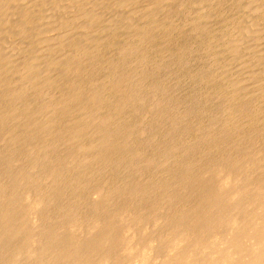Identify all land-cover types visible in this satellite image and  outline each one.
<instances>
[{"label":"rangeland","instance_id":"374dc122","mask_svg":"<svg viewBox=\"0 0 264 264\" xmlns=\"http://www.w3.org/2000/svg\"><path fill=\"white\" fill-rule=\"evenodd\" d=\"M70 1L69 0H24V2H19V6L23 3L26 4L25 8L28 10V14L30 16V24H28V25L24 24V28H23L24 34H18V32L15 33L16 30H14V29H16V28L14 27V24H15V21H17V16L15 15V13H13L12 11H8L0 17V65H3L5 67V68H3L5 71L4 73H6L4 75L6 77H8V81H10V79H12L8 84V88H12L11 90H13V88H14L13 91H15L16 87L18 86L19 88L17 87V89H23L26 92V94L25 93L23 94L24 96L22 95V97H20L21 99L19 98L18 100H16L18 102L14 101V99H12L8 95V97H10L8 99L11 100V101L9 100L10 105H8V106L6 105V103L9 104V102H6L8 99L5 100L7 98V96L4 97L5 101L3 100V98L2 99L0 98L1 99L0 112L2 110L1 114H4L5 110L7 112H9V109L11 107H13V106L15 107L17 105L16 108L19 107V109L17 108L19 110V115L16 117V119H18V118L20 119V120L18 119L19 120L18 121L14 117H12V120H10L11 118H9L7 120L10 123V125L7 121L3 122L4 124L3 123L0 124V128L3 125H5V123L8 124V125H5L6 126L5 128H7V129H5L4 127H2L0 129V137H2L1 140L3 139L2 141L3 142L5 141L3 143L0 140V147H1L0 151L2 152V153L0 152L1 153L0 161H2V162H0V164L3 163L2 165L4 167L3 168L2 165L0 166V170L2 171V172H0V179H2L3 177H4V180L6 179V181H4L3 179L0 180V184H2L4 187H6L7 190L11 189V187L13 186L15 176L18 174L17 172H19V170H18L19 168L20 169L28 168V170L30 169L29 172L33 175L34 167H31L32 168L31 169L30 167L25 166V165H29L28 161L30 160L32 155L30 154V156L29 155L27 156L26 153L29 154L28 149L30 150V148H32L33 145L36 144L34 142H36L38 140V138H34L37 135L36 133H38L40 131L39 130L37 132L38 127H39V129H43L45 121H42L41 118H43V116L45 115L46 117L43 119L47 120V119H49V117H47V116L49 114H51L50 113L51 108L50 107L47 108L48 104H46V102L48 101L47 103H49L51 101L53 103L55 102L54 104H58V103L61 104V102H60L61 98H59V97H61L62 93H65V91H66V93L69 94L70 85L67 86V84L70 83V82H68L70 80V78L72 81H75V80H77L76 78L79 76L78 81H79L80 85L82 84V86H80L81 87L80 89H82V92L84 91V93L85 92L90 93V91L92 92L93 90H95L94 88L97 85H101L105 81H106L105 83H107V82L109 83V81L111 82L110 79H112L113 77L110 76L109 73L112 72L111 74H113V70H114V73H116V74L118 73V75H117L118 77L122 74V72L124 73L122 75H125L124 80H126L125 81L126 87L129 86V85H127V83L130 82L129 84H130L131 88L133 87V89H135L134 92L139 93L137 95L138 96L140 95V97H142L143 100L145 99V102H143L145 106L143 107L144 111H140L143 109L142 108L143 105H141V103L138 102L139 104L137 105V102L131 103L128 100L129 105H127V106H129V107L125 108L126 111H124V110L121 111L122 117L124 116L123 118H121L120 112L116 113V111L113 110L115 103H117V102L119 103L122 101L121 99L118 98L120 94L119 95L117 94L118 97L116 98L117 95L115 93H113L114 96L116 95L114 97L111 94L114 99L112 97L109 98L111 96L110 92L112 90L106 88L107 86H105V85H107L108 83L107 84L103 83L104 86H102V85L97 86L96 91H98L99 93L102 92L100 95V96H102L101 97L102 98V106L101 107L103 109V110H101V112L103 111L102 115H103V113L107 112V110H108L107 106L110 104L108 107L111 108L110 110L112 111V113H114L112 118H115V117L117 118V116H118V119H116V118L115 119L118 120V122H120V125L117 122L112 123L110 127L108 125L106 127V130H108L109 128H110L109 130H114L112 128L115 126V124H118V126L123 130L122 132L126 131L127 129H129V131H132V128H133L134 131L131 132L130 133L131 135L128 136V139L131 137V140H128V144H129L130 148L134 149L137 146V149L139 150V152L142 150L140 152V154L144 153L143 155L141 154L142 158L145 157L146 159L152 158L150 156L147 157L148 154H150L151 156H152V154L154 156H155V154H157L155 159H157L158 156L162 155V157H160L161 159L158 157V160L160 159L159 161H161L160 163L158 162V160L156 162V160L154 159L155 161H154L153 168L152 167H146V171H147L146 173L148 175V176L146 175L147 177L145 176V173H144L145 171L143 170L145 168L142 166L143 165L142 162L146 159H144V158L142 159L139 156L140 161L139 162L137 161L138 165L140 163L142 165L139 167H143V168H141V170L143 172L142 171L141 172L139 171V172L141 174H144L145 177L142 176L139 172L138 173L136 172L135 176L138 179V177L141 175L140 177H141V179H143L142 182H145L147 184L150 182L151 183V184L149 183L150 185H154V184H156V182L160 181V184L164 182L165 184L172 185L173 180L176 178V173H178L180 171V168L183 169V167L186 164V161L189 160V158H191V160H192V158L195 159L194 156H196L197 158L195 159V161H196V165L198 164L197 165V167H198L200 164L197 163V161L202 162L201 164L207 165L208 163H210V161L212 163V160L216 162L219 157H220L219 158V161H220L222 155H225L226 153L234 155V153H236L235 149L237 147L241 146L240 144H242V146L243 145L250 146L252 144V146L255 148L257 146H258L257 148H260L262 146V144L264 146V142H263L264 140H262V139H264L263 138L264 137V129H263L264 126H262V125H264V122H263L264 121L263 120L264 114H261L264 112L262 111L263 109L259 110L260 106H262V108H264V106H263V103H264V94H263L264 93V0H165V1L164 0L163 1H158V0H136V1L130 0L129 1V0H127V2H129V3H126L125 0H78L79 1L78 5L75 8L68 7V2H70ZM134 1L136 3H134ZM131 3L132 4L134 3L135 5L134 4L133 5L135 7ZM130 4L133 7L129 6ZM90 14H94L97 16L96 22L90 20ZM146 25L149 27V30H147L148 27ZM143 27L144 28L146 27V28L144 29ZM141 28L145 30V32H143V33H145V36H143L142 42L141 41L136 42L135 40L137 38H135V34L137 33L138 30L142 31ZM70 31H71V33H70L69 37L67 39H65L64 42H62V44L59 47L58 46L53 47L54 43H52V41H51V38L53 36L58 35V34L60 35L61 33L70 32ZM146 31L147 32L149 31V32L146 33ZM72 42L74 44L79 45V46H84V47L88 48V49H85V48L84 49L88 51L87 54H90V55L86 54V55L81 56V57L79 56L80 60L78 61L79 62L78 64L81 65L82 73H81V75H78V76L76 73L63 72L60 69V65H59L61 63V61L63 60V53H65V51H67V50H68V52H72V50H70L72 48L70 43H72ZM126 46H128V50L125 49ZM66 48H67V50H66ZM9 50H11L14 54L17 53V57L14 59L9 58L7 56V51H9ZM138 55H140V56H138ZM68 56H71V55H68ZM90 56L93 59H89ZM140 57H143L142 60L140 59ZM94 58H96V59H94ZM98 59L101 61L98 62ZM95 60H96V62H95ZM102 60H103V62H102ZM116 65H117V70H116ZM113 66H115V68ZM7 73H8V75H7ZM116 74H115V77H117ZM45 76L50 77L49 81L43 80V78ZM74 78H75V80H74ZM54 80L57 82L56 84H55ZM80 80L83 82L81 83ZM48 82L55 84V87L52 86L53 84L52 85L48 84ZM98 87H99V90L97 89ZM100 87H102V90H105V91L107 89L106 94L110 95V96L108 97L106 95V97H105L104 96L105 91H102ZM136 88H138L139 91H138V89L136 91ZM234 89L237 91H235ZM8 90H9V93H11L10 92L11 90L10 89H8ZM108 91H109V93H108ZM122 96L124 97L125 95H122ZM23 97H24V99H23ZM103 97L105 99H103ZM120 98H122L121 95H120ZM238 99H240L241 101ZM242 99L245 101L244 104H243L244 101H242ZM24 100L27 102L25 103ZM28 100L32 102V105H31V102H29ZM112 100L114 103L112 102ZM36 101H40V102L42 101L41 102L42 104H46V105L42 106V108L44 107L45 110L40 109L39 112H35L37 109L36 106L39 103V102L36 103ZM43 101H46V102L43 103ZM260 101L262 102V104ZM2 102H4V103H2ZM13 102H14V104L12 105L11 103H13ZM34 103H35V105H33ZM233 103H234V106H232ZM236 103H237L238 108H236V106H235ZM238 103H240L242 105V107ZM259 103H260V106H259ZM4 104L6 106L5 108H4ZM19 104H20V106H19ZM26 104H29L28 107L29 108L31 107L33 110L31 108L30 109L33 112L29 109L28 111H26L27 113L29 112V114H27L25 112V110H22L21 106H23V108H24L25 107L24 105H26ZM111 104H113V106ZM230 104H232V105H230ZM2 105H3V107H2ZM58 105H57V108H58ZM70 105H72L74 107L73 104H70ZM132 105H133V108H131ZM243 105H245V106L248 105V106H246V109H244L245 106L243 107ZM72 106H70L71 112H69L68 115H65L64 118L63 117L60 118V121L59 120L56 121L57 123L54 125L55 130L58 131L57 128H59V131L62 132L63 127L61 125L63 124V126H64L65 124H68L67 123V121H68L67 117H69V119L71 117L74 118L75 116L78 117L77 116L78 111H77V109H75L76 106L74 107V110L72 109ZM229 106H231L232 108L235 107V109H232L231 107L229 108ZM33 107L36 109H34ZM135 107L137 109H139L138 107H141V109L137 112L136 111L137 109ZM230 109L234 110L233 112H235L236 114L235 113L233 114V112L230 111ZM256 109H258V111ZM20 110H22V111H20ZM48 110H49V112H48ZM75 110H76V112H75ZM238 110L240 112L244 111V112H242L243 114L240 113ZM43 111H44V115L42 113ZM129 111H132V112H129ZM236 111H238V112H236ZM140 112H141V115L143 116V118H141V116L139 115ZM230 112L232 113V115H235L238 119H234V118H236L235 116H234V118H232L233 116L231 117L229 115ZM22 113H24L23 114L24 116L22 115L23 117L20 115ZM133 113H136V115ZM137 113H139V114L137 115ZM247 113L251 118L253 115H254L253 116L254 118L257 115L256 118L259 120L257 121V119L253 118L254 119V121H253L251 118H249V116H247ZM259 113L261 116L258 115ZM33 114H35L37 117H38V115H40L39 118L40 117L41 118L39 121V119L36 117L38 119L36 121V123L37 122L38 123L37 124L34 123L35 126L33 125L34 127L33 126L31 127V125L29 126L28 122H26L25 119H27V121H28L30 116H32ZM144 114H145V116H144ZM157 114L158 115L160 114V115L158 116ZM239 114L246 116V117L244 118L242 116L243 117V119H242V117L239 116ZM96 115L97 114H95V117H96ZM128 116L130 118L132 117V119H130ZM157 116H158V118H157ZM95 117L93 116V118H95ZM159 117H161V118H159ZM259 117H261V119ZM21 118H23V121H21ZM73 118H71L72 120L71 119L69 120L70 122L68 121L69 125H71V127H72L73 123L77 120V119L73 120ZM63 120L66 121V123ZM96 120H97V117H96ZM234 120H237L238 122L236 121V123H235ZM249 120L253 124V126L250 122H248V124H247V121H249ZM260 120L263 123H260L261 122ZM229 121H231V122H229ZM18 122H19V124L21 122V124H20V127H21L20 130L22 129L21 131H18L19 127L16 128V126H15V125L19 126V124H17ZM24 122H26V123H24ZM123 122L125 123V125ZM60 123H62V124L60 125ZM126 123H128V124L131 123L132 124V125H130L131 127L128 126V124H126ZM157 123H159V124H157ZM227 123H229V126ZM234 123L239 124V125L236 126ZM11 124L13 126H11ZM24 124L25 125L28 124V125L25 126ZM38 124L40 126L37 127ZM135 124H136L137 130H135L136 128H134ZM69 125H68L67 129L64 128L63 132L64 131L69 132L68 131V128H70ZM121 125H122V127H121ZM41 126H42V128H40ZM140 126H141V128L138 129V127H140ZM238 126H240V128ZM250 126L252 129L250 128ZM9 127L12 129V131L9 129ZM28 127L33 128V129H31L32 131L29 130L30 128L28 129L29 134H31L32 132L35 131L34 134L33 133L31 134L32 137H31V135H29L31 137V138L27 139L29 143L25 141L26 138H22V139L20 138L21 139L20 141H22V142H20V141L18 142L17 140H13L14 136H16L17 134L19 135V134L24 133L22 131H24V130L26 131ZM232 127H235V128H232ZM236 127H238V128H236ZM13 128H15V129H13ZM23 128H24V130H23ZM231 129L234 131H231ZM1 130H2V132H1ZM55 130L53 131L54 132L53 134L55 135L57 133V135H58L59 132H56ZM143 130H144V132H146L145 135L143 134ZM177 130H178V132H177ZM196 130L198 131L197 133L195 132ZM201 130H203V131H201ZM6 131H9L11 133L7 136H4ZM15 131L16 132L18 131V133H16ZM136 131H141L142 134H140V132H137L138 136H136V135L134 136L133 134H136L135 133ZM193 131H194V133H193ZM206 131L208 133L210 132V134L213 137H215V139L220 138L222 143H220L218 145L213 144L214 138L210 137V134L208 136V133ZM261 131H263V133ZM28 132H26V133L28 134ZM43 132H45V131L43 130ZM201 132H202V134L204 132L203 136L199 135V134H201ZM258 132H260L259 136H258ZM12 133L14 134V136ZM51 133H47V134L44 133V135L42 136L43 138L41 137L39 139L42 140V139H47V138L53 137L56 140L50 139V142L55 141V143H56L55 145L51 144L52 146L51 145L48 146L49 148L46 150L47 151L46 152L45 149H43L44 146L41 149L40 145L38 146L36 144L35 148L38 147L39 149L38 148L35 149L33 147V151H32L34 153V149H35L36 151H38V152L35 151L36 154L41 152L38 154L39 157L46 158V157H48V155H44V153L50 154L52 152V150H53V152H55V148L58 145L59 146L61 145V147L58 146L56 148V150H57L56 152H58V154L52 152V154H50V156H49V158H51V157L52 158L51 159L47 158L50 160V163L52 165L51 164H50V166L48 165L47 166L48 168L36 167V170H35L36 172L34 171L35 175H36V173L38 175L40 174L39 177L42 179L43 183L45 180L49 181L48 178L45 179L46 175L48 176V173H47L48 169L50 170V167L52 168L53 164H55V161L58 160V158H60V159L64 158V162L66 163L65 165L67 166L66 168H69V170H67V169L62 170L63 177H65L64 179L68 178V179H66V181L68 180L67 185L69 184L68 186L65 185L66 181L64 180L63 185H65L64 187L68 188V189L71 186L70 191L72 190V192L74 191L73 186H72L74 183H72V181H71L72 180L71 176H73L74 178L78 177L77 179H79V176L82 173H83L84 177H85V175L86 176L88 175L87 177L89 178V180H88V178L85 177V179H83V181H85L87 178V181L90 182L93 179H95L96 174L99 172L97 174L96 179L90 183L95 182V184H96V182H97V184L99 186L101 185L103 187V189L106 188L104 186H107V182L109 183V186L111 187V186H113V184H112L113 182H116L115 185H117V184L119 185V183H120V185H123V183L125 184L126 181H127L126 183L137 181L135 176L128 175L126 173L127 171H130L128 168L130 165L125 166V165H128L127 163H123V167H124L123 169H122V167H121V169H120V167H118L117 169H120L118 171H117V169H115V168L113 169L112 167H111V169H108L109 167H106V166L104 167V169H103L104 171H103L102 170L103 166H101L103 164L99 163V161L97 163L95 162L94 165H93V161H90L91 165H93V166L89 165L90 168L88 166L85 167V164L88 165V163L90 164V162L85 161L88 163L84 162V164H83V161L81 162L80 159H79L80 161L79 160L77 161V159H75V158H78L80 155L82 157L84 156L83 155L84 151H80V150H78V148L76 149L75 144H77V143L74 142V144H72L73 142L68 141L66 136L64 137L65 140H63L62 138L65 135L64 133H63L64 135L61 138H60V136L62 135L61 133L59 136L55 135L57 137L53 136ZM226 133H228L229 135ZM1 134H3V135L1 136ZM214 134H215V136H214ZM220 134H222L224 136V138L232 135V137H228L226 139H231V138H234V139L232 141L228 140L227 142H225L226 140L222 141V138L219 137ZM225 134L228 136H226ZM236 134H238V135L236 136ZM242 134H244V136ZM10 135H11V138H10ZM51 135H52V137H51ZM119 135L121 136V133ZM119 135L117 136L116 140L118 139V137H119V139L120 138L122 139L123 135L121 137ZM141 135H143V136H141ZM205 135L208 138L210 137L211 139L210 138H209L210 140H207L208 138L205 139L206 138ZM216 135H217V137H216ZM260 135L263 137H261ZM87 137L88 138H86V136H85L86 139H84V141L87 144L89 142H94V141H88V139L91 140L89 138L91 136H87ZM136 137L141 138V140L143 137V140H142L143 143H141V144L144 146L145 145H147V146H145V147L142 146V148H141V146L138 145L137 142L140 143L142 141H140L139 139L136 140L137 139ZM203 137H205V138H203ZM247 137H248V139H247ZM250 137H251V139L254 138V141H253V139L251 140ZM6 138L8 140H10V139L13 140V141L12 140H10V141H12L11 144L13 147L15 145V147H14L15 149L13 147L8 146V145L11 146V144H9L10 141H8ZM133 138H136V139H133ZM147 138H149V139H147ZM181 138H182V140H181ZM202 138L204 139V141ZM23 139H25V140L23 141ZM30 139L32 140V142L29 141ZM59 139L60 140L62 139L61 142L62 141H64V142L61 143L59 141ZM178 139L182 142H180ZM236 139H238V142L240 139V142H243V143L245 142V143L244 144L243 143L238 144ZM196 140H197V142H196ZM198 140H199V142L203 141L202 144L199 145ZM242 140H245V141H242ZM249 140L252 142L251 144H250ZM14 141L16 144L14 143ZM57 141H59L61 144H58L59 142L57 143ZM80 141L82 142L83 139ZM169 141L172 142L173 154H172V152H165V155H164L162 153L166 149V147L164 149V146L167 144L166 145L167 148H171V144H169L170 143ZM177 141H179V142H177ZM6 142H8V145ZM48 142H49V139H48ZM130 142L134 145V147ZM146 142H149V143L147 144ZM173 142L175 143L174 145L179 144V145L175 146L177 149L180 147V149H178L177 152H176V148L174 151ZM248 142H249V145L247 144ZM13 143H14V145H13ZM19 143L21 145H23L22 146L23 148L20 146ZM23 143L24 144L28 143V145L24 146ZM67 143L68 144L70 143V145H69L70 149L73 146V148L71 150L69 149V147H68L69 150L65 149L68 146ZM204 143H205V146H204ZM211 143H212V145L217 146V147L220 145L218 147V150H217V147L216 148L213 147L211 145ZM255 143H256V145H255ZM1 144L5 148H8L9 150L11 148V150L9 151L8 149H4ZM29 144H31L32 146L31 145L29 146ZM150 144H152L154 146V148H157L156 146H158V149L155 150L154 148H151L152 145H150ZM195 144L197 145V147ZM206 144H208V146ZM188 145L190 147H196V149L201 146L200 149H202V150L206 149L207 147L210 149V147H211L210 150L208 148H207L208 150H203V153L210 158H207L206 160L202 161V159L204 157L206 158V156L204 154H202V150H200L199 148L197 150L195 149L192 151V153L194 152L193 154L196 153V155H194V156L191 153V151H190V153L192 155L190 153H188L187 151L185 154L184 150H186V149H182V148H186L185 146L188 147ZM138 146H140V147H138ZM26 147H27V152L23 151V150H26ZM161 147H162V149H161ZM212 147L214 149L213 152H211ZM12 148H13V152H12ZM59 148H61L63 150V152H61L62 150H60ZM63 148L65 149V151L66 150L69 151V153H68V151H66V153L68 155L65 154ZM3 149H4V151L8 150V153H10V154L6 153V151L4 152ZM40 149L43 150V152ZM149 149L153 150V151L155 150L156 153L154 154ZM159 149H160V151H159ZM180 150L181 151L183 150V151L181 152ZM48 151L50 153H48ZM77 151L78 152L80 151V152L77 153ZM85 151H86L85 153L87 155L88 151L87 150H85ZM143 151H145V152H143ZM170 151H171V149H170ZM196 151H199V152L201 151V154H199V152H196ZM217 151H222V153L219 154V152H217ZM20 152H21V154H20ZM24 152H25V154L23 156L22 153H24ZM70 152H72L71 153L72 155H74L75 153L78 154L77 155L78 157H74V156H76V154L73 156V159H74L73 164H72L73 159L69 160V158H68V161L70 163L66 160L67 156L68 157L70 156ZM81 152H83V153L81 154ZM118 152L119 151H117V152L115 151L114 152L115 154L113 153L111 155L112 158H116L117 156L120 157L121 153H122L121 156H123L124 152H121V151H120V153H118ZM160 152L162 154H160ZM174 152H175V155H174ZM180 152H181V154H180ZM206 152H210V153H206ZM11 153H12V155H11ZM14 153H16L15 156H13ZM59 153H60V155L61 154L64 155L66 158L62 155H61L62 157H60ZM145 153H147V154H145ZM166 153H168V154H166ZM176 153L179 156L181 155V157H180L181 160H180V158L178 160V155ZM182 153H184V154H182ZM212 153H214L213 156L208 155V154H212ZM41 154L43 156H41ZM169 154H172L173 156L169 155ZM187 154H189L191 156H189ZM5 155L7 156V158ZM17 155L19 157H21V156L26 157L27 156L26 159L24 158V160H26L27 163H23L24 160L22 157H21L22 159L20 158V160H19V157ZM53 155H54V157H53ZM55 155H56V157H58V156L59 157L56 158ZM72 155L70 156V158H72ZM88 155H89V152H88ZM113 155H115V157ZM124 155H126V153ZM144 155H146V156H144ZM163 155H164V157H163ZM184 155L185 156L187 155V157H184ZM199 155H200V157H199ZM202 155L204 157H202ZM219 155H221V156H219ZM8 156H10V158L12 157L13 159H10ZM154 156H153V158H154ZM14 157H16L15 160H14ZM32 157H34V156H32ZM211 157H212V159H211ZM215 157H217V158H215ZM3 158L4 159L9 158L10 161L13 162L12 163L13 165L10 164L11 169H9L10 168L9 166L4 165L6 161H3ZM163 158H165V160L166 159L167 160L165 161ZM176 158H177V161H179V162L181 161L179 163L180 165L177 163ZM183 158L186 159L185 162H184ZM27 159H28V161H27ZM162 159H163L164 164L162 162ZM197 159H199V160H197ZM200 159H201V161H200ZM215 159H217V160H215ZM16 160H17V162H16ZM21 160H23V161L18 162ZM75 161L77 163L81 162L80 165L77 164ZM167 161H168V163H167ZM18 163L21 165H19ZM68 163L72 166L75 165V168L72 169V166H70ZM74 163H76L77 165ZM156 163H158L157 164L158 167H160L161 166L160 164L162 163V165H163V167L161 166L162 169L160 168V170H159L157 167V169H158V171H157L154 168ZM165 163L168 165H166ZM23 164H24V166H23ZM97 164L99 165V167H101L100 169L102 171L99 168H98V171H96V172H94L93 169L91 170L92 167L94 169L96 167H98ZM182 164H184L183 167H182ZM17 165H18V167H17ZM81 165H83L86 170ZM169 165H173L172 168ZM205 165H203V166H205ZM76 166H80L81 168H83V169H81L83 172L80 171L79 168H77ZM174 166H176V167H174ZM179 166H180V168H179ZM7 167H9V168H7ZM125 167H127V168H125ZM166 167H168L169 169L171 168L170 169L171 171H169V169H166ZM177 167L179 168V170H176ZM5 168L9 171H7ZM70 168H71V170H70ZM149 168L152 170H150ZM4 169L6 170L5 173H4V171H5ZM15 169L17 171H15ZM40 169H41V171L43 169L44 170L41 172V171H39ZM88 169H90V170L88 171ZM112 169L114 170V172H112L113 171ZM124 169L127 171H125ZM172 169L173 170L175 169L174 170L175 172ZM75 170H77V172L78 173L80 172L81 174L79 175ZM115 170H116V172H115ZM64 171L66 172V174ZM67 171H69L68 172L69 174H67ZM86 171H88L89 173L87 174ZM109 171H111V172H109ZM176 171H178V172H176ZM10 172H13L14 174L15 173L16 174L14 175V174H11ZM43 172H44V174H46V173L47 174L44 175ZM151 172H152V174H151ZM155 172H156V176H155ZM73 173H76V174H73ZM91 173H93V175H94V177H92V178H91V176H93V175H91ZM105 173H106V175H105ZM133 173H135V172H133ZM148 173L151 174V176H149ZM1 174H3V177ZM42 174H43V176H42ZM103 174L105 176H103ZM107 174H108V176H107ZM117 174L118 175L120 174L119 177H122V178H120L122 180L117 179V178H119V177H116ZM121 174H122V176H121ZM9 175H12V176H9ZM7 176L9 177V180H8ZM83 176H82V178H83ZM98 176H100V177L98 178ZM128 176H129V179L127 178ZM130 176L132 177L131 179H130ZM114 177H116V179H114ZM123 177H124V179H125V177L127 179V180L125 179L126 180L125 182H124ZM82 178H80V180H82ZM112 178L114 181L112 180ZM97 179L102 180V182L100 181L101 184L99 183V180H97ZM104 179H106L107 182ZM110 179L112 181H109ZM141 179H138V180L141 181ZM144 179H146L147 181H145ZM129 180H131V181H129ZM171 180H172V184H171ZM2 181H4V182H2ZM10 182H11L12 186L9 188ZM117 182H119V183H117ZM52 183L54 184V182L49 181V182H46L45 184H43V186L48 185V187H45V188H49V186H51V187L53 186ZM70 183H72V184H70ZM157 184H159V183H157ZM6 185H9V186H6ZM109 186H107V187L109 188ZM170 187L172 188V186H170ZM6 188H5V190H6ZM91 188L93 189V191ZM91 188L89 187V189H91L90 192H89L88 188L81 190V192H80V190H77V192L75 191L76 193L75 192L74 193L77 195V199H76V195H73V196H75V197H73L72 196L73 193H71L69 190L67 191V189H65V192L67 191V195L65 193L66 196L65 195L62 196V198H64V196H65V199H63V200H62V198L59 199L58 203L60 206L64 205L63 207L70 204L69 207H71V205H72L73 209H76L75 210V211H77L76 215H78V213H80V215H78V216L89 217V214L92 215L93 212L95 213V211H93L94 209L91 210L93 208V206L91 205L93 203L92 200L95 201L93 196H92L93 199H91V195L96 196V194L94 193V187H91ZM108 188H106V189H108ZM84 190H85V193H87V194H84ZM68 192H70V193H68ZM167 192H169V191H167ZM80 193H81V195H80L81 197L79 198ZM88 193H90V194L92 193V194L90 195ZM84 195H86L87 197H84ZM89 195H90V197H88ZM67 196H69V198L72 197L71 199H74V201H73L74 203H76L77 200H79V199H80V202H77L78 205L76 203L77 206H74L75 204L72 202V200H69V198ZM81 198H83V199L81 200ZM84 198L87 200L89 199L91 201L88 200L89 202H87V200L85 201ZM112 201L114 202V204L116 202H118L117 199H115V201L114 200H112ZM112 201L110 200V202H112ZM90 202H92V203H90ZM119 202H120V199H119ZM122 202H124V200ZM62 203H65V204H62ZM79 203H81V204H79ZM88 203H90V204H88ZM88 205L89 206L91 205V206L88 207ZM77 207H79V209H77ZM87 207H88V209L89 208L90 209L88 210ZM91 211H93V212H91ZM55 212H56V210L53 211V213H55ZM81 213H83V214H81ZM87 214H88V216H87Z\"/></svg>","mask_w":264,"mask_h":264},{"label":"bare ground","instance_id":"6f19581e","mask_svg":"<svg viewBox=\"0 0 264 264\" xmlns=\"http://www.w3.org/2000/svg\"><path fill=\"white\" fill-rule=\"evenodd\" d=\"M125 1H126V3H129V2H127V0H125ZM135 1H134V3H136ZM158 1H163V0H158ZM19 2H24V0H0V17L8 11H12L13 13H15V15L17 16V21H15V24H14V27L16 28V29H14V30H16L15 33L18 32V34H24V31H23L24 30L23 29L24 24L25 25L30 24V16L28 14V10L25 8L26 4L23 3L19 6ZM78 2H79L78 0H71L70 2H68V7L75 8L78 5ZM131 4L129 6H131ZM133 6H131V7H133ZM90 20L96 22L97 16L94 14H90ZM144 29L141 28L142 31L138 30L137 33L135 34V38H137L135 40L136 42H138V41L142 42L143 41V36H145V33H143V32H145ZM147 30H149V27ZM148 32L146 31V33H148ZM70 33H71V31L70 32H64V33H61L60 35L58 34V35L53 36L51 38L52 43H54L53 47H56V46L59 47L62 44V42H64V40L69 37ZM70 45L72 47L70 49V50H72V52H68V50L66 48L67 51H65V53H63V60L59 64L60 69L63 72L76 73L78 76V75H81V73H82V68H81V65L78 64L79 63L78 61L80 60L81 56H84L88 53V51L85 50L88 48H86L84 46H79L77 44H74L73 42L70 43ZM125 49L128 50V46H126ZM68 55H71V56H68ZM87 55H90V54H87ZM7 56L9 58L14 59L17 57V53L14 54L11 50H9V51H7ZM138 56H140V55H138ZM142 58L143 57H140L141 60H142ZM89 59H93V58L90 56ZM94 59H96V58H94ZM103 60H102V62H103ZM99 61H101V60L98 59V62ZM95 62H96V60H95ZM113 67L115 68V66H113ZM3 68H5V67L3 65H0V98L1 99L3 98V100H4V97L7 96V98L5 100H7L8 98L11 97L12 99H14V101H16L20 97H22V95L24 93L26 94V92L23 89H17L18 86L16 87L15 91H13L14 88H13V90H11L12 88H8V84L12 79H10V81H8V77H6L4 75L6 73H4L5 71ZM116 70H117V65H116ZM111 73H109L110 76L113 77L112 79H110L111 82L109 81V83L107 82L108 83L107 84V83H105L106 82L105 81L103 83L107 84V85H105V86H107L106 87L107 89L112 90L111 91L112 93L110 92V95L111 94L113 95V93H115L116 95L120 94L122 97V98H120V95H119V97H118V95L117 96L115 95L116 98L118 97L122 101L120 100L121 102L115 103L113 110L116 111V113L120 112V115H121V111L122 110L126 111L125 108L129 107V106H127V105H129L128 104L129 101L131 103L137 102V105L139 103H141V105H143L142 106V108H143L145 106L143 103V102H145V99L143 100V98L140 97V95L139 96L137 95L139 93L134 92L135 89H133V87L131 88V86L129 84L130 82L127 83V85H129V86L126 87V85H125L126 80H124L125 75H122L124 73L122 72V74L119 77L117 76L118 73L117 74L114 73V70H113V74H111ZM115 74L117 77H115ZM7 75H8V73H7ZM78 77L76 78L77 80H75V78H74L75 81H72L71 78L68 81L70 83L67 84V86L70 85V87H69L70 91H69V94H67L65 91L66 94L62 93L61 97H59V98H61L60 99L61 104L58 103L60 106L58 104H54L55 102L53 103L50 101L51 103L50 102L47 103L48 102L47 100H46L47 102L43 101V103L46 102V104H48L47 108H49V107L51 108V112H50L51 114H49L50 116L49 115L47 116V117H49V119H47V120L43 119L46 117L44 115V111H43L42 113L44 116H43V118L40 117L42 119V121H45L44 126L42 125L43 123L41 122L43 129H39L38 126H40V125L39 124L37 125V127H38L37 132L39 130L40 131L38 133H36L37 135L34 138H38V140L36 142H34V141L33 142L36 143L38 146L40 145L41 149L44 146L43 149H45V151H46L49 148L48 146H50L51 144L52 145L56 144L55 141L50 142V139L56 140L52 137V135L53 136L57 135V133L55 135L53 134L54 133L53 131L55 130L54 125L57 123L56 121H58V120L60 121V118H62V117L64 118L65 115H68L69 112H71L70 106H72V105H70V104H73L74 107L76 106L75 109H77V111H78L77 112L78 117L75 116L76 118L75 117L74 118L71 117V118H73V120H75V119H77V120L73 123V125L71 127V125H69V122H70L69 120L71 118L69 119V117L66 116L68 118V121H69V122L67 121L68 124H65L63 126V124L60 123V125L62 124L61 126L63 127L62 128L63 130H64V128L67 129V127L69 125V127H70V128H68L69 132H66V131L63 132V130L61 129L62 132L65 134L64 135L62 132L59 131V128H57L58 131L57 130H55V131L59 132V134L57 136H59L60 133L62 134L60 136V138L64 135L62 138L63 140H65L64 137L66 136L68 141L73 142L72 144H74V142H76L77 143V144H75L76 149L78 148V150L84 151V153L81 152V154L83 153L84 156L82 157L80 155L82 157L81 158L80 156L79 157L77 156L78 154L75 153L76 156H74L75 154L72 155L71 154L72 152H70V156L72 155V158H70V156L68 157L67 156L68 154L66 153V151H68L70 149V147H69L70 143L69 144L67 143L68 146L65 149H68V147H69V149L65 151V149L63 148L65 154H67L66 155L67 161H68V158H69V160L73 159V156L78 157L75 159H77V161L80 159L81 162L83 161V164L85 161H88V162L93 161V165H94L95 162L97 163L99 161V163L103 164V165L100 164L101 166H103L102 170L104 169L105 166L109 167L108 169H111V167L113 169L114 168L117 169L118 167H120V169H121V167H122V169H123L124 168L123 163H127L128 165H125V166L130 165L128 167L130 171H127L125 169L124 170L127 171L126 173L128 175L135 176L136 172L137 173L139 171L141 172L142 171L141 168L144 167L145 169H143V170L145 171L144 173L146 176L147 175L146 167H152L153 168L154 161L156 160V162H157L158 157L159 158L162 157V155H160V154L163 153L165 155V152H172V148H173L172 142L169 141L170 142L169 144H171V148H167V146H166L167 144H166L164 146V149L166 147V149H165L166 151L164 150L162 153L161 152H160V154L158 153L160 156H158L157 159H155L156 155H157V154H155L156 153L155 150L158 149V146H156L154 144L157 147V148H154V146L152 144H150V145H152L151 148L155 149L154 150L155 152L153 150H150L151 148L149 150L152 151L155 154V156L152 153H151L152 156L150 154H148L147 157L150 156L152 158L146 159L145 157H143L144 159H146L142 162L143 165L140 163L138 165V162L140 161L139 156L142 158L141 154L143 155L144 153L140 154V152L142 150L139 152V150L137 149V146L134 149L129 147L128 140H131V137L128 139V136L131 135L130 133L134 131L133 128H132V131H129V129H127L126 131L122 132L123 130L118 126V124H115V126L112 128L114 130H109L110 128L108 130H106V127L108 125L110 127L111 124L115 123V122L119 123V125H120V122H118V120H116V119H118V116H117V118L115 117L116 119L112 118L114 113H112V111L110 110L111 108L108 107L110 104L107 106V108H108V110L106 109L107 112L103 113V115H102V112H103V111L101 112V110H103L101 107L102 106V98H101L102 96H100L102 92L99 93L98 91H96V87L101 86V85L104 86V84L102 83L101 85H97L94 88L95 90H93L92 92L90 91V93H86V92L84 93V91L82 92V89H80L81 88L80 86H82V84L80 85V83L78 81L79 80ZM49 79H50V77H47V76H45L43 78V80H45V81H49ZM80 82L82 83L83 81L80 80ZM56 83L57 82L55 81V84ZM48 84L52 85L53 83L48 82ZM55 84H53L52 86L55 87ZM100 88L102 90V87H100ZM8 89L11 90L10 91L11 93H9ZM97 89L99 90V87ZM107 89H106V91H107ZM137 89L138 88H136V91H137ZM102 91H105V90H102ZM106 91H105V95H104L105 97L107 95ZM109 91H108V93H109ZM138 91H139V89H138ZM235 91H237V90H235ZM8 95L10 97H8ZM110 95H107V96L109 97ZM112 95L109 98H111ZM122 95H125V96L123 97ZM1 99H0V102H1ZM23 99H24V97H23ZM103 99H105V98L103 97ZM240 99H238V100H240ZM9 100L10 99H8L6 102H9ZM242 101H244V100L242 99ZM16 102H18V101H16ZM26 102L27 101H25V103ZM29 102H31V101H29ZM37 102H39L38 103L39 105L37 104V106H36L37 109L34 108L35 106L33 107L34 109H36V111L34 110L35 112H39L40 109H44V107L42 108V106L46 105V104H42L41 103L42 101L41 102L36 101V103ZM112 102H113V100H112ZM2 103H4V102H2ZM240 103H238V104H240ZM244 103H245V101L243 102V104ZM11 104L13 105L14 102ZM261 104H262V102H261ZM6 105L7 106L10 105V102H9V104L6 103ZM31 105H32V102H31ZM33 105H35V103ZM57 105H58V108H57ZM111 105L113 106V104H111ZM230 105H232V104H230ZM16 106L15 107L13 106L11 108L9 107L10 108L9 112H7L5 110L6 113L4 112V114H1L2 113V110H1V112H0V114H1L0 115V124L7 121L9 118H11L10 120H12V117H14L16 119V117L19 115V110H18L19 107H17L18 108L17 109ZM19 106H20V104H19ZM24 106H25L24 108H23V106H21V107H22V110H25V112L31 108V107L30 108L28 107L29 104H26ZM232 106H234V103ZM235 106H236V108H238L237 103ZM244 106L245 105H243V107ZM246 106H248V105H246ZM246 106L244 107V109H246ZM259 106H260V103H259ZM263 106H264V103H263ZM2 107H3V105H2ZM5 107L6 106L4 104V108ZM74 107L72 106L73 110H74ZM230 107L231 106H229V108ZM241 107H242V105H241ZM260 107H259V110L263 109L262 111L264 112V108H262V106H260ZM131 108H133V105ZM138 108L139 109L136 108L137 112L141 109V107H138ZM232 109H235V107ZM232 109H230V111L233 112L234 110H232ZM22 110H20V111H22ZM256 110L258 111V109H256ZM140 111H144V108ZM238 111H236V112H238ZM48 112H49V110H48ZM75 112H76V110H75ZM129 112H132V111H129ZM242 112H244V111H242ZM242 112H240V113H242ZM230 113H229V115L231 117L233 116L232 118H234L235 115H232V113L231 114ZM234 113L235 112H233V114ZM23 114L24 113H22L20 115L22 116ZM27 114H29V112ZM95 114H97L96 115L97 120H96ZM133 114L136 115V113H133ZM138 114L139 113H137V115ZM261 114H264V113H261ZM139 115L141 116V118H143V116L141 115V112ZM258 115H260V113ZM39 116L40 115H38V117H37L35 114H33L32 116H30V118L28 117L29 118L28 121H27V119H25V120H26V122H28L29 126L31 125V127H32L38 119L40 121ZM93 116L95 118H93ZM144 116H145V114H144ZM158 116H157V118H158ZM239 116L242 117L243 115L239 114ZM247 116H249L248 113H247ZM253 116H252V118L249 116V118H251L254 121V119H257L256 118L257 115L255 116V118ZM123 117L121 115V118H123ZM243 117L245 118L246 116H243ZM243 117H242V119H243ZM159 118H161V117H159ZM259 118L261 119V117H259ZM263 118H264V115H263ZM18 119H16V120H18ZM130 119H132V117ZM234 119H238V118L236 117ZM258 120L259 119H257V121ZM21 121H23V118H21ZM234 121L236 123L237 120H234ZM26 122H24V123H26ZM64 122L66 123V121H64ZM229 122H231V121H229ZM248 122H250V120L247 121V124H248ZM263 122L261 121L260 123H263ZM17 124H19V122ZM20 124H21V122H20ZM20 124H19V126L15 125L16 128L19 127L18 131L22 130V129L20 130V128H21ZM28 124H26V125H28ZM126 124H128V123H126ZM157 124H159V123H157ZM227 124L229 126V123H227ZM5 125H8V124L5 123ZM5 125H3L2 127L5 128L6 127ZM9 125H10V123H9ZM124 125H125V123H124ZM130 125H132V124L131 123L128 124V126H130ZM235 125L237 126L239 124H235ZM11 126H13V125L11 124ZM42 126L40 128H42ZM134 126L133 127L136 128L135 130H137L136 124ZM252 126H253V124H252ZM262 126H264V125H262ZM121 127H122V125H121ZM238 127L240 128V126H238ZM238 127H236V128H238ZM29 128L30 127H28L26 131L23 128L24 131H22V132H24V133L21 132L22 134H19V135L17 134L16 136H14V134L12 133L14 136L13 140H17L19 142L22 138H26V140L23 139V141L25 140L26 142H28L27 139L31 138L32 137L31 134L32 133L34 134V132H35L33 130L34 132L29 134L28 131L33 129V128H30V129ZM140 128H141V126L138 127V129H140ZM232 128H235V127H232ZM250 128H251V126H250ZM5 129H7V128H5ZM9 129L12 131V129L10 127H9ZM13 129H15V128H13ZM43 130L45 132H43ZM144 130H143V134L145 135L146 132H144ZM178 130H177V132H178ZM18 131L17 132L15 131V132L18 133ZM141 131H136L135 132L136 134H133V135L138 136L137 132H140V134H142ZM201 131H203V130H201ZM231 131H234V130L231 129ZM1 132H2V130H1ZM26 132H28V134ZM195 132L197 133L198 131L196 130ZM261 132L263 133V131H261ZM10 133L11 132L6 131L4 136L9 135ZM44 133H46V134L51 133L52 138L40 140L39 138H41L44 135ZM120 133H121V136L123 135L122 139L121 138L119 139V137H118V139L116 140L117 136ZM193 133H194V131H193ZM259 133L260 132H258V136H259ZM209 134H210V132L208 133V136H209ZM222 134H220L221 136L219 135V137L222 138V141L226 140L225 142H227L228 140L232 141L234 139V138L226 139L228 137H232V135L228 136L229 135L228 133H226L228 135L225 134L226 136H228V137L225 136L226 138H224V136H223L224 134L223 135ZM2 135L3 134H1V136ZM29 135H31V137ZM199 135L203 136L204 132H203V134L201 132V134H199ZM237 135L238 134H236V136ZM242 135L244 136V134H242ZM57 136H55V137H57ZM85 136H86V138H88L87 136H91V137H89L91 140L88 139V141H94V142H89L87 144L84 141V139H86ZM141 136H143V135H141ZM214 136H215V134H214ZM210 137H213V136L210 134ZM216 137H217V135H216ZM261 137H263V136H261ZM1 138L2 137H0V140H1ZM10 138H11V135H10ZM136 138H133V139H136V140L139 139L140 141L143 140V137H142V140H141V138H138V137H136ZM203 138H205V137H203ZM207 138L208 137L206 136L205 139H207ZM209 138L207 140L211 139V138L210 139ZM213 138H214L213 141L215 142L214 143L211 140L213 142V144L218 145V144L222 143L220 138H217V139H215V137H213ZM48 139H49V142H48ZM82 139H83V141L81 142L80 140H82ZM147 139H149V138H147ZM247 139H248V137H247ZM250 139H251V137H250ZM252 139L254 141V138H252ZM2 140H1V142H3ZM10 140H12V139H10ZM10 140H8V141H10ZM61 140L59 139L60 142H61ZM181 140H182V138H181ZM199 140H198V142H199ZM262 140H264V139H262ZM12 141H10L9 144H11ZM29 141L32 142L31 139ZM59 141H57V143ZM179 141H177V142H179ZM203 141H204V139H203ZM236 141L238 144L243 143V142H240V139H239V142H238V139H236ZM242 141H245V140H242ZM20 142H22V141H20ZM60 142L58 144H61L64 141H62L61 143ZM180 142H182V141H180ZM196 142H197V140H196ZM202 142H199V145L202 144ZM6 143L8 145V142H6ZM14 143H15V141H14ZM14 143H13V145H14ZM28 143H26V144L23 143V144H24V146H26V145H28ZM137 143H138V145L141 146V148H142V146H144L141 144V143H143V141L140 143L139 142H137ZM146 143L148 144L149 142H146ZM251 143L252 142L250 141V144ZM174 144L175 143L173 142V145ZM247 144L249 145V142ZM30 145L31 144H29V146ZM35 145H33L34 148H35ZM176 145H179V144H176ZM176 145H174V151H175ZM189 145H188V147L185 146L186 148H182V149H186V150H184L185 154H186V151L188 153H190V151H191V153H192V151L195 150L197 147L196 144H195L196 147H190ZM206 145L208 146V144H206ZM211 145H212V143H211ZM240 145L241 146L237 147L238 149L236 148L237 150L235 149L236 153H234V155L226 153L225 155H222L220 161H219V158H220L219 156H221V155H219L218 160L215 159L218 162L217 161L215 162L212 160V163H211V161L209 160L210 163L207 164L206 163L208 161L207 160L205 162L207 165H205V164H201L202 162L197 161V163L200 164L199 165L200 167L199 166L197 167L198 164L196 165L195 159L197 157L194 156V155H196V153L193 154L194 153L193 152L192 154L195 157V159L192 158V160H191V158H189V160L186 161V164L184 163L185 168L183 167L184 164H182L183 169H181L179 166L180 171L179 172L176 171L178 173H176V178H175L176 180L175 179L173 180V184H172V180H171L172 185L165 184L163 181H162L163 183H161V184H160V181L156 182V184H154V185H150L151 184L150 182H149L150 184L149 183L147 184L145 182H142L143 179H141L140 176L141 175L144 176V174H141L139 172L141 175L138 177V179H141V181L138 180L137 177L135 176L137 181L126 183L127 179L125 177V179H126L125 180L123 177L124 182L126 181L125 184L123 183V185H120V183L117 182V183H119V185L118 184L115 185L116 182H113L112 183L113 186L110 187L109 183L106 181V179H104L107 182V186H109V188L107 186H104L108 189H106V188L103 189V187L101 185L99 186L97 184V182H96V184H95V182L90 183L96 179L97 174L99 172L96 174L95 179H93L92 181L89 182V181H87L88 175L87 176L85 175V177H87V178L85 181H83V179H85V177L83 176V173L82 174L80 172L78 173L77 170H75L79 175L81 174L80 175L81 177L79 176V179H77L78 177L74 178L73 176H71L72 177L71 181H72V183H74L72 185L73 189H74L73 192H72V190L70 191L71 186L69 189L64 187L65 185H67L68 180L66 181V179H68V178L64 179L65 177H63L62 170L63 169L69 170V168H66L67 166L65 165L66 163L64 162V158L63 159L58 158L59 156L62 157L64 155L61 154L62 155L61 156L60 153H59V156L57 155L58 157H56V155H55V157L58 158V160L55 159L56 160L55 164H53L52 168L50 167V170L48 169V172H47L48 176L46 175L47 173L44 174V172H43V174L46 175L45 179L48 178V180L50 182H54V184L52 183V185H53L52 187L49 186V188H50L49 189V188H45V187H48V185L43 186V184H45L46 182H49V181L45 180L46 182L44 181V183H43L42 179L39 177L40 174L38 175L36 173V175H35L34 171L36 170V167L48 168L47 166L48 165L50 166L51 163H50L49 159H51L52 157L49 158V156H50V154H52L53 150L51 153L49 152L50 150L48 151V153H50V154L44 153V155H48V157L43 158V157H39V155H38L41 152L36 154V152H38V151H36L35 149H37L38 147H36L34 149V153L32 152L33 147L32 148L29 147L30 148V150L28 149L29 154L26 153V155L30 156V154H31L34 157H32V156H31V158L29 157L30 160L28 161L29 158L27 159L29 165H25V166L26 167L28 166L30 168L34 167L33 175L29 172L30 169L28 170V168H23V169L19 168L18 169L19 172H17L18 174L15 176L13 186L11 185V182L9 183L10 186L6 185V186H9V188L12 186L11 189L7 190L6 187H4L2 184H0V264H264V146L262 144V146L260 148H257L258 146L255 148L252 146V144L250 146H247V145L242 146V144H240ZM255 145H256V143H255ZM8 146L13 147L12 144H11V146L10 145H8ZM20 146L22 147L23 145L20 144ZM140 146H138V147H140ZM145 146H147V145H145ZM204 146H205V143H204ZM212 146L215 148L217 147L214 145H212ZM14 147H15V145H14ZM27 147H26V150H23V151L27 152ZM59 147H61V145ZM133 147H134V145H133ZM162 147H161V149H162ZM200 147H198V148L200 149ZM213 147H212L211 152H213V150H214ZM218 147H217V150H218ZM3 148L8 149V148H5L4 146H3ZM13 148H12V152H13ZM56 148H55V152H53V153L58 154V152H56L57 151ZM72 148H73V146L71 147V149ZM207 148L203 149V150H208L209 148L208 149ZM4 149H3V151H4ZM59 149L62 150L61 148H59ZM170 149H171V151H170ZM178 149H180V147ZM178 149L176 148V152ZM210 149H211V147H210ZM8 150H5L6 153H8ZM10 150H11V148H10ZM85 150H87L89 152V155L87 152L88 156L86 155ZM200 150H202V149H200ZM203 150H202V154H204ZM41 151L43 152V150H41ZM115 151L116 152L119 151L118 153H120V151L124 152L123 156H121L122 155V153H121L120 157L117 156L116 158H112L111 155ZM159 151H160V149H159ZM61 152H63V150ZM79 152L77 151V153H79ZM143 152H145V151H143ZM181 152H180V154H181ZM196 152H199V151H196ZM217 152H219V154L222 153V151H217ZM1 153H0V155H1ZM16 153H14L13 156H15ZM68 153H69V151H68ZM125 153H126V155H124ZM206 153H210V152H206ZM8 154H10V153H8ZM20 154H21V152H20ZM22 154L24 156L25 152ZM42 154H41V156H43ZM145 154H147V153H145ZM166 154H168V153H166ZM172 154H173V152H172ZM172 154H169V155H172ZM182 154H184V153H182ZM199 154H201V151L199 152ZM213 154L214 153L208 154V155L213 156ZM11 155H12V153H11ZM164 155H163V157H164ZM174 155H175V152H174ZM187 155H189V154H187ZM187 155L186 156L184 155V157H187ZM191 155H189V156H191ZM113 156L115 157V155H113ZM144 156H146V155H144ZM153 156H154V158H153ZM8 157L10 158V156H8ZM21 157H19V160ZM26 157H22L23 160H24V158L26 159ZM53 157H54V155H53ZM180 157H181V155L180 156L178 155V160ZM199 157H200V155H199ZM202 157H204V156L202 155ZM6 158H7V156H6ZM6 158L5 159L3 158V161H6L4 165L5 166L7 165L10 167L11 166L10 164L13 163L12 161H10V159H13V158L12 157L10 159L9 158L6 159ZM15 158L16 157H14V160H15ZM47 158H49V159H47ZM204 158L203 159L201 158L202 161L206 160L207 158H210V157L206 156V158L205 159ZM215 158H217V157H215ZM163 159L165 160V158H163ZM163 159H162V162H163ZM201 159H200V161H201ZM211 159H212V157H211ZM23 160L18 161V162H22ZM159 160H158V162L160 163L161 161H159ZM180 160H181V158H180ZM183 160L185 162L186 159L183 158ZM197 160H199V159H197ZM176 161H177V158H176ZM0 162H2V161H0ZM16 162H17V160H16ZM73 162H74V159L72 161V164H73ZM88 162H85V163H88ZM180 162L177 161L178 164ZM23 163H27L26 160H24ZM76 163H74V164H76ZM80 163L78 162L77 164L80 165ZM167 163H168V161H167ZM2 164H0V166ZM98 164H97L98 167L95 166L96 167L95 169L92 167L91 170L93 169L94 172L98 171V168L99 169L101 168V167H99ZM157 164L158 163H156V165ZM163 164H164V162H163ZM19 165H21V164H19ZM89 165H91V162H90V164L88 163V165L85 164V167L86 166L89 167ZM93 165H91V166H93ZM141 165L143 167H139ZM156 165L154 168L157 171H158V169L160 170L161 166L163 167L162 163L160 164L161 165L160 167H158V165L157 166ZM166 165H168V164H166ZM203 165H205V166H203ZM23 166H24V164H23ZM70 166H72V165H70ZM81 166H83V165H81ZM169 166H171V168H172L173 165H169ZM2 167H3V165H2ZM9 167H7V168H9ZM17 167H18V165H17ZM76 167L79 168L80 171H82L81 169L84 168V166H83V168H81L80 166H76ZM157 167H158V169H157ZM168 167H166V169H169ZM174 167H176V166H174ZM73 168H75V165L72 166V169ZM125 168H127V167H125ZM177 168H176V170H179V168L178 169ZM9 169H11V167ZM120 169H117V171ZM170 169H169V171H171ZM6 170L4 171V173L6 172ZM70 170H71V168H70ZM89 170L90 169H88V171ZM150 170H152V169H150ZM7 171H9V170H7ZM15 171H17V170L15 169ZM39 171H41V169ZM88 171H86L87 174L89 173ZM0 172H2V171L0 170ZM13 172H10V173L14 174ZM68 172L69 171H67V174H69ZM109 172H111V171H109ZM112 172H114V170ZM115 172H116V170H115ZM133 172H135V173H133ZM152 172H151V174H152ZM93 173H91V175H93ZM43 174H42V176H43ZM65 174H66V172H65ZM73 174H76V173H73ZM151 174H149V176H151ZM1 175L3 177V174H1ZM105 175H106V173H105ZM105 175L103 174V176H105ZM117 175H116V177H119L120 174L118 176ZM9 176H12V175H9ZM82 176H83V178H82ZM107 176H108V174H107ZM121 176H122V174H121ZM155 176H156V172H155ZM92 177H94V175L91 176V178ZM99 177L100 176H98V178ZM116 177H114V179H116ZM80 178H82V180H80ZM120 178H122V177H119L117 179H120ZM127 178L129 179V176ZM131 178L132 177L130 176V179ZM2 179L4 180V177ZM2 179H0V180H2ZM8 180H9V177H8ZM64 180L66 181L65 185H63ZM88 180H89V178H88ZM97 180H99V183H100V181L102 182V180H100V179H97ZM112 180H113V178H112ZM112 180L110 179L109 181H112ZM120 180H122V179H120ZM144 180L147 181L146 179H144ZM4 181H6V179ZM4 181H2V182H4ZM129 181H131V180H129ZM72 183H70V184H72ZM157 183H159V184H157ZM170 186H172V188ZM89 187L90 188L94 187V193L96 194V196H94V195H91L92 193L91 194L88 193L91 195V199H93L92 198V196H93L94 200H95V201L92 200L93 203L90 202V203H92L91 205L93 206V208L91 210L94 209L93 211H95V213L93 211H91V212H93L94 214L93 213H92V215L89 214V217L78 216V215H80V213H78V215H76L77 211H75L76 209H73L72 205H71V207H69L70 204L66 205L65 207H63L64 205L63 206L59 205V203H58L59 199H61L62 196L65 195V193L67 195L68 190L71 193H73L72 194V196H73V195H76L75 193L77 192V190H80V192H81V190L87 189V188L89 189ZM5 188L7 191L5 190ZM64 188L67 189L66 192H65ZM91 189H89V192ZM92 191H93V189H92ZM167 191H169V192H167ZM70 192H68V193H70ZM84 194H87V193H85V190H84ZM80 195H81V193L79 194V198L81 197ZM90 195L88 197H90ZM65 196H64V198H62V200L65 199ZM69 196H67V197L69 198ZM73 197H75V196H73ZM84 197H87V196L84 195ZM71 198H69V200H72V202H73L74 199H71ZM76 199H77V195H76ZM82 199L83 198H81V200ZM115 199H117L118 202H116L114 204V202L112 200L115 201ZM119 199H120V202H119ZM86 200L87 199H85V201ZM88 200H87V202L91 201V200H89V201ZM110 200L112 202H110ZM123 200H124V202H122ZM77 202H80V199L77 200ZM76 203H74L75 204L74 206L78 205V203H77V205H76ZM90 203H88V204H90ZM62 204H65V203H62ZM79 204H81V203H79ZM90 206L88 205V207H90ZM88 207H87V209H88ZM77 209H79V207H77ZM55 210H56V212L53 213V211H55ZM81 214H83V213H81ZM87 216H88V214H87Z\"/></svg>","mask_w":264,"mask_h":264}]
</instances>
